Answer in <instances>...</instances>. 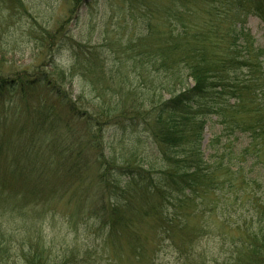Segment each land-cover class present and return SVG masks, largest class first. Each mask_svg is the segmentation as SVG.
Instances as JSON below:
<instances>
[{"label": "trees", "instance_id": "trees-1", "mask_svg": "<svg viewBox=\"0 0 264 264\" xmlns=\"http://www.w3.org/2000/svg\"><path fill=\"white\" fill-rule=\"evenodd\" d=\"M191 3L121 0L114 50L73 45L69 76L81 71L95 110L79 107L83 97L67 88L76 78L59 69L57 78L0 81V264H124L126 246L148 264H165L162 252L173 257L166 264H264V180L255 170L264 161L262 60L238 21L218 35L192 22ZM234 4L264 9V0ZM25 8L0 0V49L15 41ZM219 9L207 19H223ZM17 112L24 123L14 124V143V130L1 127ZM90 167L93 193L84 188ZM64 197L87 221L84 250L47 256L40 232L5 230V221L54 218L50 205ZM71 219L62 220L69 227ZM207 238L220 244L216 253L201 247Z\"/></svg>", "mask_w": 264, "mask_h": 264}, {"label": "rangeland", "instance_id": "rangeland-1", "mask_svg": "<svg viewBox=\"0 0 264 264\" xmlns=\"http://www.w3.org/2000/svg\"><path fill=\"white\" fill-rule=\"evenodd\" d=\"M151 1L158 4L164 2V0ZM234 1L192 0L190 16H195L192 22L198 20L202 25L209 22L213 27L209 24L207 27L210 26L219 35L224 33L227 26L231 28L232 21H235L234 24L238 21L236 26L241 29L242 36L247 35L245 38L252 39L251 42H247L249 49L255 57L262 60L261 71L264 74V9H261L259 13H254L247 8V12L244 13L236 7ZM22 2L26 7V12L20 13L21 16L17 15L15 41L9 47L0 49V81H10L15 78L31 80L32 78H41L42 75L43 78H57V73L60 72H65V78H69L71 67L75 64V58L73 57V54L76 53L75 50L72 53L75 43L84 46H99L101 50H104L107 46L113 48V50L117 47L115 39L118 38V32L121 31L123 23L122 18L120 19L115 15V9L119 7L121 0H22ZM215 7H219L222 13L225 11V16L223 19L214 18L211 21V18L207 19L208 11L213 10ZM229 8L230 12H228ZM230 42H232V39L228 37L223 38L220 43L224 46ZM52 62L55 63V66L51 67ZM81 76V71L74 72L70 78L76 79L67 88L74 96L83 97L84 100L80 103V108L90 107V109L95 110L96 105L91 106L90 100H92L93 95L89 93L87 84L78 82L77 78H82ZM87 103L89 104L87 105ZM22 120L23 116L19 120L17 112V120L14 123H7L6 126L1 127V129L14 130L15 136L12 137L15 140L14 143L17 142V127L14 124L17 122V126L22 125L24 123ZM6 133L8 134V132H4L2 137ZM211 134L212 130L208 125L204 129L202 148L207 145ZM41 142L42 139L40 138L39 143ZM243 144L245 145V140L240 138L238 146H243ZM144 149L145 147H143ZM146 150L144 154L149 156ZM119 153L120 156L126 154V147L125 151H119ZM208 154V148H204L205 157ZM137 160L135 159V161ZM261 165L255 170L262 169L260 172L262 180H264V161ZM95 172L93 167H90L85 175L84 188H87L89 193L95 192L97 188L96 185H93ZM78 192L81 193V191H76L73 196H77ZM88 207H92V205H88ZM50 208L54 209V218L49 217L51 215L49 213L43 219L33 220L32 225L29 223L30 221L26 223H17V220L5 221L3 223L5 230L15 233L17 227L19 233L27 234L29 232L34 237L37 232H40L46 245L50 248L46 253L47 256L51 254L53 256L54 253H60L62 250H65L64 254L70 250H84L90 244V230L87 231L84 228L87 221L81 219L77 214L80 204L76 201H68V197H64L51 203ZM68 217H72V224L69 227L62 220ZM89 222L92 226L93 222L91 220ZM144 231L146 233L145 229ZM93 233H95L94 230H91V237H94ZM213 246H220V244L217 245L216 239L207 238L201 242L202 248H208L216 253ZM120 253L122 254L121 261L124 264H148L146 260L136 261L132 257V251L127 246L123 247ZM161 254L160 260L162 263L172 262L173 257L170 254L163 252ZM210 258L211 256L208 254V260ZM18 262L21 264L22 260L19 258Z\"/></svg>", "mask_w": 264, "mask_h": 264}]
</instances>
